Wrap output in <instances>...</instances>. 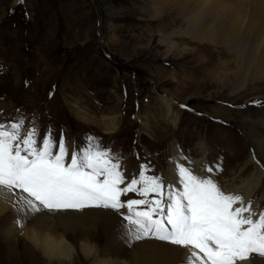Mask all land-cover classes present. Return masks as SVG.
<instances>
[{
	"label": "rangeland",
	"instance_id": "obj_1",
	"mask_svg": "<svg viewBox=\"0 0 264 264\" xmlns=\"http://www.w3.org/2000/svg\"><path fill=\"white\" fill-rule=\"evenodd\" d=\"M144 3L153 4L0 0V123L23 119L21 138L34 127L38 146L49 129L57 143L63 132L69 153L95 137L93 143L109 151L129 177L147 165L146 174L159 176L165 185L175 145L186 167L211 176L220 187L233 183L236 188L259 176L264 161L251 139H264V126L256 124L264 112V74L258 71L244 83L239 75L200 76L196 57H174L178 53L163 42L161 26L177 13L154 19L139 12ZM211 53L223 58L217 48ZM199 144L208 148L209 166L222 171L214 168L210 174L193 164L202 158L196 154ZM21 196L17 190L14 210L0 220V264H59L32 252L24 239L10 242L2 233L15 221L27 225L43 216L28 211ZM129 198L140 197L130 193L122 200ZM252 203L264 210V179ZM92 209L104 211L105 221L95 231L102 258L128 260L134 245L155 239L131 240L127 222L115 210ZM72 231L71 243L79 236ZM72 264L90 263L79 250Z\"/></svg>",
	"mask_w": 264,
	"mask_h": 264
},
{
	"label": "snow or ice",
	"instance_id": "obj_2",
	"mask_svg": "<svg viewBox=\"0 0 264 264\" xmlns=\"http://www.w3.org/2000/svg\"><path fill=\"white\" fill-rule=\"evenodd\" d=\"M22 127L23 119L0 123V199L10 200L18 190L30 212L115 210L131 240L180 246L189 250L191 264H255L257 256L264 258V210L223 191L211 176L178 164L176 179L167 185L147 175V165L129 177L109 151L93 143L95 137L69 153L63 132L57 143L49 129L38 146L36 129L21 138ZM130 193L140 198L122 200Z\"/></svg>",
	"mask_w": 264,
	"mask_h": 264
},
{
	"label": "bare ground",
	"instance_id": "obj_3",
	"mask_svg": "<svg viewBox=\"0 0 264 264\" xmlns=\"http://www.w3.org/2000/svg\"><path fill=\"white\" fill-rule=\"evenodd\" d=\"M151 2L153 4L144 3L139 6V12L147 13L154 19L166 15L170 18L174 16L173 13H177L178 18L174 20L172 18L168 24L161 26L163 42L170 51L178 53L173 55L174 57L180 59L196 57L201 64L198 73L200 76L228 78L239 75L244 83L246 79L256 77L255 73L258 71L264 74V0H151ZM173 25H179V29H173ZM192 47L196 48L191 49ZM212 48H217L223 58H218L213 53L208 56ZM246 121L252 122L249 119ZM258 122L256 124L264 126V112ZM251 141L256 145L260 159L264 161V139L253 137ZM207 149L206 144H199L196 154L202 158L193 161V164L199 166L203 172L209 167ZM180 155L178 146H173L166 174L167 184L177 177L175 165L184 164ZM263 179L264 170H261L259 176L248 179L239 187L235 188L232 183L230 188H221L227 193L241 194L247 203L256 196ZM2 192L0 189V193ZM15 198L13 196L10 200L0 199V220L14 210ZM79 214L82 213H44L43 216L28 220L27 225L15 221L12 225L6 226L2 233L10 242L24 239L33 247L30 248L32 252L37 250L50 263L72 264L74 255L79 250L90 264H178L191 260L189 250L158 239H144L134 245L133 251L128 254L130 258L128 260L102 258L95 243L101 237L95 231L101 224L104 211L89 209L83 211V215ZM56 219L58 226L54 225ZM115 219L120 220L119 217ZM57 228H60L61 232ZM71 230L79 232L77 240L72 243L68 239V232ZM261 262H264V259L255 258V264Z\"/></svg>",
	"mask_w": 264,
	"mask_h": 264
}]
</instances>
